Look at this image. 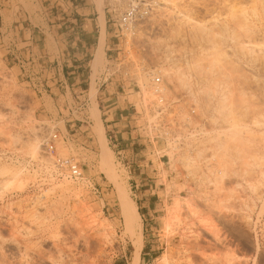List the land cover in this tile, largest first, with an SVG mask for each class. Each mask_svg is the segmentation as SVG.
Returning <instances> with one entry per match:
<instances>
[{
    "label": "rangeland",
    "instance_id": "rangeland-1",
    "mask_svg": "<svg viewBox=\"0 0 264 264\" xmlns=\"http://www.w3.org/2000/svg\"><path fill=\"white\" fill-rule=\"evenodd\" d=\"M0 1V149L46 162L41 145L56 131L57 154L82 167L78 181L41 186L38 168L26 172L19 164L0 162L21 170L14 179L0 175V264H136L138 249V264H264V0H155L152 16L126 38H114L105 0H76L91 9L99 39L98 47L91 45L94 55L83 58L90 85L83 82L81 92L57 89L61 71L26 51L28 32H45L48 39L30 47L57 53L53 34L90 27L73 21L84 18L71 8L74 0ZM100 7L108 25L106 44ZM99 48L107 55L95 66ZM49 59L53 64L52 55ZM181 71L187 83L178 80ZM215 71L228 73L232 118L253 133L239 157L227 142L233 156L221 158L224 151L213 140L229 127L201 90L210 87L206 82L214 86L216 75L220 79ZM155 74L163 89L161 104L148 77ZM104 81L110 95L131 101L134 132L126 147H114L101 122L111 160L106 172L91 132L92 97L102 107ZM142 87L153 97L143 96ZM188 88L199 102L193 103ZM141 189L147 192L146 207L140 205ZM121 202L134 206L129 223Z\"/></svg>",
    "mask_w": 264,
    "mask_h": 264
},
{
    "label": "crops",
    "instance_id": "crops-1",
    "mask_svg": "<svg viewBox=\"0 0 264 264\" xmlns=\"http://www.w3.org/2000/svg\"><path fill=\"white\" fill-rule=\"evenodd\" d=\"M58 3H65V0H61ZM74 3H77V1L74 0L72 3L69 2L71 8L75 9L76 12H78V15L84 18H77L73 21L83 22L80 27H83L85 30L86 25H90L93 21L89 17L91 15V9L89 7H86L85 3L79 5ZM92 26L93 25L91 24L86 31L82 32H76L66 35L60 34L59 36L53 34L51 38L56 45L57 53H54L53 51L49 52L45 47L44 49H34L33 47H30L32 45V41H36L38 39L41 41L48 40L45 32L35 34L30 32L27 33V39L30 41L27 43V46H29L26 50L27 57L29 56L33 58V56H39V58H41V62L45 64V67L49 68L50 66H53V69L55 71H61V78L55 80V87H57V89L63 90L66 88L81 92L83 82L87 83L86 85H90V77L88 73L89 68L83 62V58L87 57L88 54L90 58L94 55V49L91 47L92 44L93 46H99V39L97 38L96 32L94 31V27ZM107 27V20L104 17L105 44L108 34ZM100 31L101 30H99V32ZM65 36L67 37L66 39ZM70 36H72L73 38H70ZM61 41L64 44H62ZM67 41L72 42V45ZM113 43L114 42L112 41L108 42L109 45H112ZM106 51L107 49L103 48V54L105 56L107 55ZM51 55L53 57V64L49 62V58L51 57ZM101 87L105 88L103 90L102 98L99 97L100 102L102 103V107L98 109L100 113L99 118L102 122L105 132L112 134L113 142H115L114 147L124 148L126 147V140H128L129 136L134 133L130 130L132 129L133 123V117L130 116L132 112L130 111L132 103L131 101H129L128 97L127 99H125V97H119L118 95H110L111 93L108 91L107 81H104ZM138 193L139 200L141 201L140 205L146 207L148 201L147 192L141 189Z\"/></svg>",
    "mask_w": 264,
    "mask_h": 264
},
{
    "label": "bare ground",
    "instance_id": "bare-ground-1",
    "mask_svg": "<svg viewBox=\"0 0 264 264\" xmlns=\"http://www.w3.org/2000/svg\"><path fill=\"white\" fill-rule=\"evenodd\" d=\"M99 14H100V16H99V22H100V25L102 26V32H104V17H103V8L102 7H100V10H99ZM196 26H199L198 24L196 25ZM203 26V25H202ZM204 27V26H203ZM203 28L201 27V30H202ZM207 29V30H206ZM204 31H209V29H208V27H204ZM206 32V33H207ZM202 34H203V32H202ZM208 34V33H207ZM210 34V33H209ZM198 35V34H197ZM214 50H216V49H214ZM206 52H208V51H206ZM211 52V51H210ZM216 52V51H215ZM219 52V51H218ZM205 53V52H204ZM212 53V52H211ZM102 54H103V52H102V49L101 48H99L98 50H97V52H96V55H95V57H94V65L95 66H97L98 64H99V62H100V57L102 56ZM206 54H208V53H206ZM214 54V53H213ZM213 54H212V56H213ZM216 54V53H215ZM217 55V54H216ZM197 56V55H196ZM205 56V55H204ZM208 56V55H207ZM211 56V55H210ZM210 56H208L209 58H211ZM219 56V55H218ZM217 56V61H219V57ZM198 57V56H197ZM196 58V57H195ZM205 58H206V56H205ZM206 59L207 60V63H208V60H212V59ZM171 60V59H170ZM220 60H221V58H220ZM196 61H198V59L196 60ZM201 61V60H200ZM203 62H205L204 60H202ZM214 61H216V60H213V62ZM216 61V62H217ZM194 62H195V60H194ZM220 62V64L222 65V63H221V61H219ZM219 62H218V65H219ZM190 63V62H189ZM198 63H200L199 61H198ZM209 63H212V61L211 62H209ZM225 63V62H224ZM227 63V62H226ZM203 64V63H202ZM216 64V63H215ZM188 65V64H187ZM214 66V63L213 64H210V66L209 67H211V66ZM227 65V64H226ZM197 66H200V65H197ZM216 66H217V64H216ZM215 66V67H216ZM189 67V66H188ZM220 67V66H219ZM223 67V65L221 66V68ZM189 68H191V66L189 67ZM192 68H193V66H192ZM200 68H202V67H200ZM211 68H213V67H211ZM172 69V68H171ZM176 69V68H175ZM195 69V68H194ZM199 69V68H198ZM224 69V68H223ZM170 70V69H169ZM168 70V71H169ZM173 70V69H172ZM171 70V71H172ZM187 70V69H186ZM208 70V69H207ZM215 70H217V67H216V69ZM218 70H220V69H218ZM177 71H178V69H177ZM177 71H175V70H173V73L174 72H177ZM184 71V70H183ZM192 71H196V70H192ZM205 71V70H204ZM213 71H214V69H213ZM221 71V70H220ZM231 71V70H230ZM229 71V72H230ZM179 72V71H178ZM188 72V71H187ZM190 72V71H189ZM197 72H199V71H197ZM218 71H215V73H217ZM224 72H225V70H224ZM224 72H218V76H219V74H221L220 76V79L222 80H220L219 79V77H217V75L215 76L220 82L218 83V80H216V78H215V80L214 79H212L211 78V81H217L216 83L218 84V85H216V83H214L215 85L213 86V82L211 83V82H209V84H208V82H206L205 83V85H204V87L205 86H207V85H210V87L209 86H207V89L206 88H204V89H201V90H203L204 92H202L203 94H206L205 95V99H206V97H208V99H210L209 101H211L210 102V104L213 102V107H212V109L218 114L217 116H218V118H220L222 121L221 122H224V123H226L227 124V127H228V129H227V127H226V129H227V131L226 130H224V132H221L219 135H217V138H216V136H215V138L216 139H213V140H215L216 141V144L218 145V148L220 149V151L221 150H223L224 151V153L222 154L223 156L221 157V158H223L224 156L226 157H232V156H230V154H229V152L227 153L226 151H228L229 149L228 148H226L227 146H225V144L227 143V142H231V143H233L234 144V146L235 147H233L234 148V152H236V156H238L240 153L242 154V152H241V148H244L245 146V144H249L250 143V135H252L253 136V133L251 132L252 130H250L248 127H246V126H242V125H240L239 124V122L238 121H240V120H238V121H235V119H233L232 117L234 116L233 114H232V112H231V106H232V103H231V105H230V103H229V98L228 97H230L231 95L229 94V92L227 91L228 89H226L225 87H227L228 85L226 84L228 81V78H227V76H228V73H226L227 74V76L225 75V73ZM162 73H163V70H162ZM166 73H168V72H166ZM172 73V74H173ZM181 73L182 74H180V76L182 75V77L181 78H178V80L180 81V83H182V84H184L186 81H185V79H186V77L183 75V72L181 71ZM185 73V72H184ZM208 73V72H207ZM206 72H205V74H207ZM210 73V72H209ZM214 73V72H213ZM215 73H214V75H215ZM179 74V73H178ZM177 74V77H180L179 75ZM187 74V73H186ZM202 74V73H201ZM201 74H199V75H201ZM204 74V73H203ZM175 75H176V73H175ZM189 75V74H188ZM167 76H169V75H167ZM185 78H184V77ZM202 76V75H201ZM204 76V75H203ZM170 77V76H169ZM200 77V76H199ZM209 77V76H208ZM214 78V77H213ZM172 79H174V77H172ZM202 79V78H201ZM200 79V80H201ZM203 79H205V78H203ZM171 80V79H170ZM174 80H176L177 82H178V80H177V78L175 77V79ZM188 80V79H187ZM190 80V79H189ZM188 80V81H189ZM224 80V81H223ZM205 81V80H204ZM227 81V82H226ZM203 82V80L200 82V83H202ZM187 83V82H186ZM204 83V82H203ZM211 83V84H210ZM194 84V83H193ZM187 85V84H186ZM191 85V84H190ZM195 85V84H194ZM193 85V86H194ZM220 85H224V86H222V87H224L225 89H220ZM219 86V87H218ZM180 87H183V86H180ZM187 87H190V86H188L187 85ZM215 88L214 89V91H212L211 89H213V88ZM217 87V88H216ZM185 87H183V89H184ZM191 88V87H190ZM142 89H143V96H146L147 95V97H149V95H151L152 97H153V95L150 93H148L149 91H147V89L145 88V87H142ZM141 89V90H142ZM189 89V88H188ZM187 89V90H188ZM182 90V89H181ZM201 90L199 91L200 93H201ZM231 90V89H230ZM198 91V90H197ZM232 91V90H231ZM161 92H162V94H163V89L161 88ZM181 92V91H180ZM195 92V91H194ZM194 92H192V90L191 89H189V95H190V97L192 98V99H194L193 100V103H195V101H197V98L194 96V94L196 93H194ZM142 93V92H141ZM199 93V94H200ZM231 93V92H230ZM232 93H233V91H232ZM231 93V94H232ZM149 94V95H148ZM203 94H201V95H203ZM228 94L230 95V96H228ZM188 95V94H187ZM196 95V94H195ZM151 96H150V98H151ZM163 96V95H162ZM232 96H233V94H232ZM234 97V96H233ZM196 98V99H195ZM203 98V101L206 103V101L208 100H206L205 101V99H204V97H202L201 96V99ZM234 99V98H233ZM200 100V99H199ZM199 100L197 101V102H199ZM231 101H232V97H231ZM240 101V100H239ZM208 103V102H207ZM206 103V104H207ZM234 103H235V101H234ZM201 104V103H200ZM202 104H204V103H202ZM195 105V104H194ZM197 105V104H196ZM199 105V104H198ZM197 105V106H198ZM234 105V104H233ZM92 106H93V110H92V112H91V119L93 120V124H94V127L92 128V134H93V136L94 137H96V139H97V146H98V163H99V165L101 166V168L106 172L107 170L106 169H109L110 167H111V160L109 159V156H110V151H109V148L107 147V142H106V138H105V136H104V133H103V130H102V125H101V121H100V119H99V116H98V114H99V110H98V108H97V105H96V103H95V99H94V97H92ZM201 106V105H200ZM204 107H205V104L203 105ZM208 106H209V104H208ZM208 106H206L207 108H208ZM210 107V106H209ZM201 108V107H200ZM210 109V108H209ZM214 111H212V113H215ZM147 112V111H146ZM209 112V111H208ZM156 113V112H155ZM215 113V114H216ZM234 113V112H233ZM236 114V113H235ZM149 115V114H148ZM212 115H214V114H212ZM211 115V116H212ZM151 116V115H150ZM149 116V117H150ZM214 116H216V115H214ZM216 116V117H217ZM236 117V116H235ZM152 118H153V116H152ZM152 118H150V119H152ZM212 118V117H211ZM218 118H215V119H218ZM215 119H214V121H215ZM213 120V119H212ZM212 123V122H211ZM213 124V123H212ZM244 124V123H243ZM254 124H259L258 123V121L257 122H255ZM256 127V126H255ZM224 129V128H223ZM241 130H243V131H241ZM219 131H220V129H219ZM244 132H245V134H244ZM261 134V133H260ZM264 134V133H263ZM216 135V134H215ZM256 136V135H255ZM209 141V140H208ZM199 143V142H198ZM219 143V144H218ZM201 144V143H200ZM229 144V143H228ZM202 145V144H201ZM230 145H232V144H230ZM249 145H251V144H249ZM191 146V145H190ZM229 146V145H228ZM202 147V146H201ZM231 146H229V148H230ZM204 148L206 149V147L204 146ZM203 149V148H202ZM231 149V148H230ZM183 150V149H182ZM181 150V151H182ZM216 150V149H215ZM29 153L31 154V158L32 159H34V158H36V155H37V146L35 145V142H33L30 146H29ZM180 151V150H179ZM217 151V150H216ZM219 151V152H220ZM244 153V152H243ZM186 154V152H184L183 151V154L181 155L182 157H183V160H185V162L184 163H186V165H187V163L188 164H190L189 163V159H191V157H189V156H186L185 155ZM188 154V153H187ZM235 154V153H234ZM240 154V155H241ZM178 155H180L179 154V152H178ZM197 155V154H196ZM199 156V155H198ZM44 157V156H43ZM217 157H218V155H217ZM239 157V156H238ZM261 157V156H260ZM219 159H220V157H218ZM262 158V157H261ZM264 158V157H263ZM260 159V158H259ZM181 160V159H180ZM262 160V159H261ZM260 160V161H261ZM262 161H264V159L262 160ZM191 164H193V163H191ZM224 165V164H223ZM257 165V164H256ZM259 165H260V163H259ZM185 166V165H184ZM191 166V165H190ZM261 166V165H260ZM257 167V166H256ZM211 168V167H210ZM212 171V170H211ZM109 172H110V170H109ZM21 173V170H19V168H16V167H12V166H0V175L2 174V175H4V174H8V175H10L13 179L14 178H16V177H18L19 176V174ZM108 173V172H107ZM212 173V172H211ZM263 173V172H262ZM214 175H215V173H214ZM261 175H263V174H261ZM263 177V176H262ZM264 178V177H263ZM66 183L67 182H65V183H63V184H65L66 185ZM60 185H61V183H60ZM59 187V189H64V186L62 187V186H58ZM66 187V186H65ZM68 187V186H67ZM52 191H56V189L55 188H53V189H51ZM118 196L121 198V191L120 190H118ZM188 208V207H187ZM189 209V208H188ZM120 210H121V214H122V216H123V218H124V220L126 221V223H129L130 222V216H131V214L134 212L135 213V210H134V206H133V204L132 203H130V204H125L124 202H121V205H120ZM248 220V219H247ZM140 251H139V249L137 250V253H136V257H135V262H136V264H138V260H139V253Z\"/></svg>",
    "mask_w": 264,
    "mask_h": 264
},
{
    "label": "built area",
    "instance_id": "built-area-1",
    "mask_svg": "<svg viewBox=\"0 0 264 264\" xmlns=\"http://www.w3.org/2000/svg\"><path fill=\"white\" fill-rule=\"evenodd\" d=\"M108 9L109 19L114 29V38L132 37L134 26L137 23L146 22L152 16L157 3L155 0H105ZM153 86V93L158 97V102H163L161 92V80L158 74L149 75ZM161 99V100H159ZM58 134L54 131L43 139L42 155L46 162H34L30 158L21 157L8 151L0 149V162L15 163L22 167L23 171L37 170V185L45 186L50 183L63 180L78 181L82 178V167L73 158H64L57 154L56 142Z\"/></svg>",
    "mask_w": 264,
    "mask_h": 264
}]
</instances>
